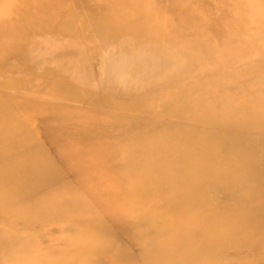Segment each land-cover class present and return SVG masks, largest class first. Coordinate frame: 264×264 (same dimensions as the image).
<instances>
[{
    "label": "rangeland",
    "instance_id": "1",
    "mask_svg": "<svg viewBox=\"0 0 264 264\" xmlns=\"http://www.w3.org/2000/svg\"><path fill=\"white\" fill-rule=\"evenodd\" d=\"M0 264H264V0H0Z\"/></svg>",
    "mask_w": 264,
    "mask_h": 264
},
{
    "label": "bare ground",
    "instance_id": "2",
    "mask_svg": "<svg viewBox=\"0 0 264 264\" xmlns=\"http://www.w3.org/2000/svg\"><path fill=\"white\" fill-rule=\"evenodd\" d=\"M42 260V259H41Z\"/></svg>",
    "mask_w": 264,
    "mask_h": 264
}]
</instances>
